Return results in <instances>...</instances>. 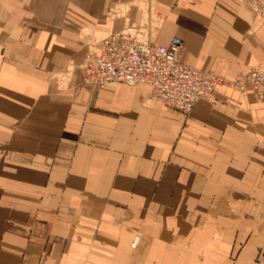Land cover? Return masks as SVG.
<instances>
[{"label":"crops","instance_id":"crops-1","mask_svg":"<svg viewBox=\"0 0 264 264\" xmlns=\"http://www.w3.org/2000/svg\"><path fill=\"white\" fill-rule=\"evenodd\" d=\"M155 14L188 65L228 79L264 65L247 0H0V264H264L252 85L185 115L149 84L83 79V28L102 39Z\"/></svg>","mask_w":264,"mask_h":264},{"label":"built area","instance_id":"built-area-1","mask_svg":"<svg viewBox=\"0 0 264 264\" xmlns=\"http://www.w3.org/2000/svg\"><path fill=\"white\" fill-rule=\"evenodd\" d=\"M247 1L264 21V0ZM121 13L119 9L111 15ZM163 22L164 18L155 14L150 21L128 22L123 29L90 41L86 58L78 65L84 81L99 87L112 81L149 84L152 98L185 115L197 100L210 97L224 83L239 89L252 85L258 102L264 104L263 64L242 71L232 79L217 69L202 70L188 65L180 60L182 39L173 37L167 44L156 41Z\"/></svg>","mask_w":264,"mask_h":264},{"label":"rangeland","instance_id":"rangeland-1","mask_svg":"<svg viewBox=\"0 0 264 264\" xmlns=\"http://www.w3.org/2000/svg\"><path fill=\"white\" fill-rule=\"evenodd\" d=\"M79 37H80L81 41L83 43H85L86 45H88L89 42L92 41V40L100 39V38H98L95 35V33L93 32V30H91L90 28H83L82 31L79 34ZM62 73L65 75L66 72L65 73L63 71L62 72H58V73H55L54 76H56V78L59 79V78H61L59 75H62ZM64 75H63V77L66 76V75L65 76Z\"/></svg>","mask_w":264,"mask_h":264},{"label":"bare ground","instance_id":"bare-ground-1","mask_svg":"<svg viewBox=\"0 0 264 264\" xmlns=\"http://www.w3.org/2000/svg\"><path fill=\"white\" fill-rule=\"evenodd\" d=\"M146 7V6H145ZM144 8V7H143ZM147 20V19H146Z\"/></svg>","mask_w":264,"mask_h":264}]
</instances>
